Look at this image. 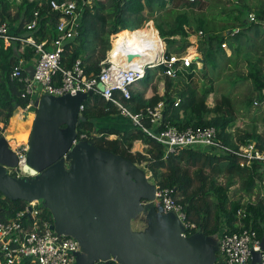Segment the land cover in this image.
<instances>
[{
    "label": "trees",
    "instance_id": "16d2710c",
    "mask_svg": "<svg viewBox=\"0 0 264 264\" xmlns=\"http://www.w3.org/2000/svg\"><path fill=\"white\" fill-rule=\"evenodd\" d=\"M38 2L39 0H21L16 4L13 0H0V21L15 22L16 25H12L10 30L19 37L33 36L37 41L46 38L50 40L55 34L54 25L59 14L51 12L48 4L39 6ZM226 2L228 4L224 5L219 13L223 15L220 19L223 23L218 27L214 22L211 25L208 19L200 18L191 29L185 11L177 12L172 19L158 21L160 18H155L154 26L166 45L165 54L184 52L190 45L188 37L198 31L202 33L197 41L203 67L209 62L215 67L219 56L229 59L240 54L241 46L254 48L250 42V33L256 37L264 35V5L251 7L244 4L245 8L240 9L238 1L235 5L230 0ZM168 3L174 8L194 10L204 9L207 0H95L91 5H86L82 10L78 35L65 45L62 55L65 66L70 67L80 58L86 74H98L99 63L104 59L112 40L116 38L112 49L136 40L143 21L164 9ZM14 6L16 11L12 15ZM34 9H39L37 27L33 31H27L23 24L32 18ZM250 13L254 14L253 20L248 17ZM129 27L138 29L130 31ZM235 29L237 31H234ZM227 30H230V33H227ZM127 31L130 32V38L125 36L120 39ZM154 35V29L146 30L148 42ZM162 40L157 42L161 47ZM224 43L232 51L229 56H226L221 46ZM262 43L264 48V38ZM45 48L49 49V44H46ZM33 56L34 49L28 45L12 41L5 46L0 40V120L7 122L17 107L25 108L28 104L27 99L20 97V84L11 80L9 73L19 58L30 61ZM247 60L250 64L247 75L253 83L257 101L264 102V71L261 73L257 62L248 58ZM163 70L161 65L147 67L144 77L131 87L130 100L124 99L123 102L136 111L162 100V127L169 124L178 130H184L188 127L212 126L217 131V138L231 150L236 151L240 145L249 141H256L258 147L264 150V129L258 130L256 126L251 129H236L235 108L228 95L214 99L210 106L207 104V98L211 88L198 91L191 86L194 71L197 70L195 63L187 71L179 72L175 78L164 76ZM198 70L201 71L202 68ZM156 76H159L157 83L153 81ZM182 77L188 81L184 88H177L176 81ZM159 82L161 94L145 97L148 89L152 92L159 90ZM114 97H118L117 91L114 92ZM177 98L180 101L174 106ZM253 101L251 97L246 96L247 109L252 106ZM83 106L81 114L84 120L77 125V131H85L88 134L87 140L92 145L119 153L143 167L146 174L150 173L149 179L151 178L159 188L170 189L173 197L181 203L187 218L195 223L193 232L197 230L205 235L216 236L221 231L235 232L241 227H251L264 240V166L260 162L253 161L250 166L242 167L236 154L224 151L217 154L208 148H182L165 155L164 146L137 127H134V130L96 127L95 118L98 115L119 114V109L100 95L88 96L83 101ZM261 117L264 121V113ZM146 124L149 126L148 122ZM108 135H115V138H109ZM136 140L148 146L146 152L132 151L133 142ZM218 172L224 175L223 182L217 180ZM237 180L238 188L244 196L249 197L246 201H243L241 196L229 198V189ZM253 196L254 200H251L250 197ZM24 204L22 200H8L0 193V221L11 218ZM107 264L117 263L111 260Z\"/></svg>",
    "mask_w": 264,
    "mask_h": 264
},
{
    "label": "water",
    "instance_id": "95a60500",
    "mask_svg": "<svg viewBox=\"0 0 264 264\" xmlns=\"http://www.w3.org/2000/svg\"><path fill=\"white\" fill-rule=\"evenodd\" d=\"M26 72L31 77L33 67ZM97 88L102 91V83ZM91 95L44 94L35 100L33 116L26 117L30 127L21 176L8 173L18 158L8 138L0 136L2 196L43 200L53 214L52 228L79 242L75 264H225L217 262L215 237L200 231L184 236L177 216L156 208V185L143 167L88 140L72 145L84 120L79 105ZM141 215L145 225L133 231L131 222ZM259 261L260 253L253 252L251 264Z\"/></svg>",
    "mask_w": 264,
    "mask_h": 264
},
{
    "label": "built area",
    "instance_id": "2783aa9c",
    "mask_svg": "<svg viewBox=\"0 0 264 264\" xmlns=\"http://www.w3.org/2000/svg\"><path fill=\"white\" fill-rule=\"evenodd\" d=\"M94 1L39 0V6L43 3L48 4L51 12L59 14L54 25L55 34L50 40L46 38L37 41L33 36L19 37L10 30L12 25H16L15 22L0 21V40L5 46L12 41H19L34 49V56L30 61L19 58L9 73V78L16 80L21 86L20 97L28 100L26 109L33 108L35 100L44 94L60 96L65 93L75 95L77 92H91L100 95L105 101H110L133 127L141 129L147 136L162 144L165 155L175 153L182 148H208L217 154L223 151L236 154L238 163L242 167L250 166L253 161H258L264 166V150L258 147L256 141L242 144L236 151L231 150L217 138V131L212 126L188 127L184 130H178L169 124L162 127V102L136 111L123 102L124 99L130 100L131 87L144 77L147 67L161 65L164 76L175 78L179 72L187 71L193 63H196L193 57L187 55V50L166 55L164 42L163 47L157 43L161 38L154 26L151 28L155 31V37L148 42L146 35L139 36L136 40L138 43L136 49H131L124 43L112 50L113 43L116 42V38L113 39L105 52L104 59L99 63L98 74H86L80 58L70 67H66L62 56L65 45L78 35L82 10ZM248 17L253 20L254 14L250 13ZM38 18L39 9H34L32 18L23 24V28L27 31L35 30ZM199 35H202L201 31H198L197 36ZM46 44H49V49L45 48ZM221 46L226 47V44ZM151 55H153L152 59L146 58ZM135 58L143 62L133 61ZM29 65L33 67L31 77L26 72V67ZM98 83H102V91L97 88ZM115 91L118 92V97H114ZM179 101L180 99L177 98L174 106H177ZM253 104L258 105V102L254 100ZM83 108L82 103L79 105L80 113ZM0 136H5L3 124H0ZM87 137L85 131H77L72 145L80 140H87ZM108 137L110 138V135ZM12 149L17 155L18 162L7 171L18 177L24 174L20 167L25 162L28 146L23 143ZM153 203L160 212H172L177 216L184 227L182 235L186 236L196 228L195 223L187 218L181 203L171 194L170 189H162L156 185ZM45 209L40 205L39 200L25 201L24 206L11 218L0 221V264H75V254L80 251L79 242L72 236L57 233L52 228V222ZM262 241L251 227H241L235 232L222 231L219 235L218 254L225 264H251L252 253L259 252L260 261L256 264H264ZM100 263L103 262L98 261L94 264Z\"/></svg>",
    "mask_w": 264,
    "mask_h": 264
},
{
    "label": "rangeland",
    "instance_id": "374dc122",
    "mask_svg": "<svg viewBox=\"0 0 264 264\" xmlns=\"http://www.w3.org/2000/svg\"><path fill=\"white\" fill-rule=\"evenodd\" d=\"M13 1H15L16 4H18L21 0H13ZM226 1L227 0H207V3H206L207 5L206 7H204V9H194V10H190L187 8H174L170 3H168L164 7V9L157 11L156 13H154L152 17L150 16L145 21H143L140 28L149 27V23L151 24V26H154L155 18H160L158 21H162L165 19H172L175 16V14L179 11H185L187 13L191 29L195 27L197 21L200 18L208 19L211 25L214 22L215 25L218 27V25H220L219 22L220 23H223V22L221 20L217 22L216 17L217 19L223 17V15L219 13L222 7L228 4V2ZM230 1L233 5H235L236 1H238L237 5L240 9L245 8L244 4L251 6V7H256L260 4L264 5V0H230ZM15 11H16V7L14 6L11 10V14L14 15ZM131 29L132 27L128 28V30H131ZM141 29H139L140 31L138 30L139 32L137 31L138 34L136 36V39L139 37V34L141 33V31L145 30V29H142V30ZM228 31L230 32V30H227V32ZM234 31H236V29ZM142 32L144 33V31ZM144 35H146V33H144ZM124 36L130 38L131 36L130 32L127 31L123 33L122 37ZM250 37H251L250 42L253 43L254 48L241 46L240 54L232 56L229 59L227 58L223 59L222 57L219 56L215 67L211 64V62H209L206 66L203 67L202 63L200 62V60H202V56H201V53L198 52V46H199L198 41H197L198 36L197 34L190 35L188 37L190 45L186 49L187 55L194 58L193 61L196 62L195 65L197 68V70L194 71L191 86L197 88L198 91H203L205 89L211 88V92L207 98V104L209 105H212L214 99H218L221 95H228L231 98L232 105L235 108L236 129H241V130L244 128L251 129L256 126L258 130H263L264 121L261 119L262 118L261 116H263V113H264V102L260 101L261 103L259 102L258 105L252 104V106H250L249 109H247L245 99L247 96L257 101L256 92L254 91L253 83L247 75V73L250 71V67H249L250 64L248 63L247 58L250 59L252 62L258 63V67L260 68L261 73L264 71V48H263V43H262L264 35L260 37H256L252 33H250ZM133 41L135 40H131L128 43H131ZM222 48L225 50L226 56H229L231 54L232 51L231 49L228 48V45ZM112 50H114V48ZM199 68H202V70L201 71L198 70ZM158 78L157 76L154 77L153 81L157 83ZM187 81L188 79L183 78V77L178 79L176 81L177 88H184V84ZM152 94L153 95L161 94V84H160L159 90L156 92H152ZM158 102H162V100ZM25 110H30L34 112V110H31V108H28V109L16 108L12 116L8 119L7 122H5L4 120H0L1 124H3V127H4L5 136L9 133V130L11 127H15L19 123L26 122L27 115L24 112ZM128 121L129 120L120 113L112 114L109 116L98 115L95 118V125L98 128L116 127V128H120L123 130H134L135 128L133 127V125L129 123L130 121L129 122ZM13 138L14 136L11 139ZM110 138H115V135H110ZM132 149L146 152V150L148 149V146L140 142H135L133 144ZM215 168L217 169L216 166ZM207 171H209L210 173H213L209 169H207ZM216 174H218V176H216L217 180L220 182H223L224 175L219 172ZM147 175H150V173H148ZM150 181L154 183L151 178H150ZM238 187H239V180H237L234 183V185L229 189L230 191L229 198L230 199L232 197L238 198L241 196L242 200L246 201V199L249 197L244 196V193ZM262 189L264 190V186ZM250 198L251 200H254V196ZM39 203L41 206H43L42 205L43 200H39ZM45 208L47 209L45 210L49 214V218L53 224L54 223L53 214L47 207ZM131 225H132L133 231L140 230L145 225L144 216L141 215L138 218H136L134 221L131 222ZM218 262L219 263L223 262L220 255H219Z\"/></svg>",
    "mask_w": 264,
    "mask_h": 264
},
{
    "label": "bare ground",
    "instance_id": "6f19581e",
    "mask_svg": "<svg viewBox=\"0 0 264 264\" xmlns=\"http://www.w3.org/2000/svg\"><path fill=\"white\" fill-rule=\"evenodd\" d=\"M145 30H148V29H145ZM141 36H144V35H141ZM125 37V36H124ZM123 38V37H120V39ZM119 39V40H120ZM137 40V39H136ZM135 40V41H136ZM135 41L131 42V43H127V45L131 48V49H136L138 47V43ZM116 49V48H114ZM146 58H153V55L151 56H146ZM133 61H137V62H143L141 60H138L137 58H135ZM26 113V115L28 117H31V115L33 116V114L31 113L32 111L30 110H25L24 111ZM30 115V116H29ZM29 127H30V123L29 122H23V123H19L17 126L15 127H11L9 132V134L6 135V137L8 138L9 140V144L12 148H16L17 146L25 143L27 141V136H28V132H29ZM13 128V130H12ZM14 136L13 139H11L12 137Z\"/></svg>",
    "mask_w": 264,
    "mask_h": 264
},
{
    "label": "crops",
    "instance_id": "0c3cea01",
    "mask_svg": "<svg viewBox=\"0 0 264 264\" xmlns=\"http://www.w3.org/2000/svg\"><path fill=\"white\" fill-rule=\"evenodd\" d=\"M221 18H222V17H221ZM221 18H219V19H217V20L220 21ZM219 24H221V23L219 22ZM150 28H151V27H150ZM150 28L146 27V28H142V29H150ZM142 29H141V30H142ZM142 31H144V33H146V32H145L146 30H142ZM142 31H141V33L139 34V36L142 35V33H143ZM131 45H132V43H131ZM135 84H136V83H135ZM158 85L160 86V82L158 83ZM159 86H158V88H159ZM151 95H152V91H151V90H149V91L147 90V91H146V94H145V97H150ZM208 105H209V104H208ZM210 106H211V105H210ZM128 122H129V121H128ZM129 123H130V122H129ZM0 124H1V122H0ZM135 142H140V143H142L141 141L136 140V141L133 142V144H134ZM142 144H143V143H142ZM144 145H145V144H144ZM132 148H133V146H132ZM132 151H136V150H133V149H132ZM141 152H142V151H141ZM194 232H196V231H194ZM194 232L192 231V233H194ZM221 232H222V231H221ZM221 232H220V233H221ZM192 233H190V234H192ZM220 233L217 234L216 236H212V237H215V238H216L217 245H218V241H219V235H220ZM190 234H188V235H190ZM188 235H186V236H188ZM210 236H211V235H210ZM216 256H217V262H218V261H219V254H218V252L216 253Z\"/></svg>",
    "mask_w": 264,
    "mask_h": 264
}]
</instances>
